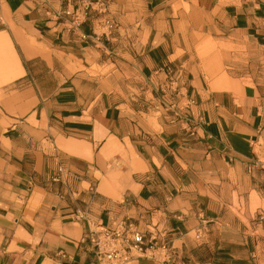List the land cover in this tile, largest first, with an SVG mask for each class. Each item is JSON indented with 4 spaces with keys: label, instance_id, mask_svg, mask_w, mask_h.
<instances>
[{
    "label": "crops",
    "instance_id": "0c3cea01",
    "mask_svg": "<svg viewBox=\"0 0 264 264\" xmlns=\"http://www.w3.org/2000/svg\"><path fill=\"white\" fill-rule=\"evenodd\" d=\"M82 1L0 0V264H264V0Z\"/></svg>",
    "mask_w": 264,
    "mask_h": 264
},
{
    "label": "built area",
    "instance_id": "2783aa9c",
    "mask_svg": "<svg viewBox=\"0 0 264 264\" xmlns=\"http://www.w3.org/2000/svg\"><path fill=\"white\" fill-rule=\"evenodd\" d=\"M93 5V0H83L81 5L65 9V14L71 16L74 26L80 27L94 9ZM105 26L112 29L117 26V23L106 19ZM101 36L103 34H84L83 38L96 41L101 40ZM78 216L83 218L87 224L86 236L91 243L93 264H127L135 255L144 254H150L162 264L174 262L175 253L169 241L159 244L157 239L152 236L147 237L133 222L112 228L104 225L100 220L81 214ZM160 255H162L161 258Z\"/></svg>",
    "mask_w": 264,
    "mask_h": 264
},
{
    "label": "rangeland",
    "instance_id": "374dc122",
    "mask_svg": "<svg viewBox=\"0 0 264 264\" xmlns=\"http://www.w3.org/2000/svg\"><path fill=\"white\" fill-rule=\"evenodd\" d=\"M256 63H258V62L256 61ZM242 67H243L242 69H245V66H244V65H242ZM225 70H227V68H225ZM225 70H224V71H225ZM257 70H261V69L258 68ZM253 71H255V69H254ZM249 72L251 73L252 71H249Z\"/></svg>",
    "mask_w": 264,
    "mask_h": 264
}]
</instances>
